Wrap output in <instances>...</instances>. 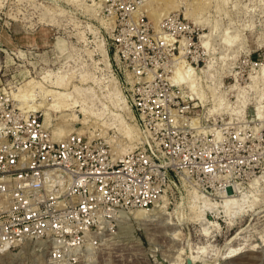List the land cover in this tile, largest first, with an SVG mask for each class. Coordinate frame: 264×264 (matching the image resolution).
<instances>
[{
    "label": "rangeland",
    "instance_id": "rangeland-1",
    "mask_svg": "<svg viewBox=\"0 0 264 264\" xmlns=\"http://www.w3.org/2000/svg\"><path fill=\"white\" fill-rule=\"evenodd\" d=\"M156 1L0 0V92L11 97L27 79L40 82L51 74L54 81L70 75L73 85L96 92L107 107L105 114L85 119L76 109L40 112L44 126L57 137L72 131L99 137L120 156L140 148L150 134L149 125L139 120L134 97L139 90H149L161 70L173 67L184 40L186 65L197 73L205 97V102L193 100L190 116L204 130L236 134L239 145L233 142L228 153L231 160L241 156L242 164L232 163L220 184L203 178L187 182L184 173L178 179L174 176L176 187H167L151 222L132 223L137 244L124 241L118 233L115 243L103 244L84 264H185L186 254L194 264L218 258L219 264H264V120L255 118L259 109L264 110V0H171L166 9ZM151 10L162 15L159 32ZM205 34L211 35L206 48L199 39ZM222 37L230 38L229 42ZM224 48L232 54L222 53ZM80 76L87 80L85 84L79 82ZM113 87L125 103L123 111L108 102ZM212 91L222 98L223 114H208L214 107ZM254 181L257 187L251 189ZM225 184H235L232 192L238 191L228 195L237 197V203L245 192L249 194L254 201L251 212L229 220L228 215L236 212L233 206L226 217L224 200L216 196L219 185ZM205 185L210 189L205 191ZM192 191L211 202L200 217L191 209ZM24 246L0 253V264H47L46 252H36L29 242Z\"/></svg>",
    "mask_w": 264,
    "mask_h": 264
},
{
    "label": "built area",
    "instance_id": "built-area-1",
    "mask_svg": "<svg viewBox=\"0 0 264 264\" xmlns=\"http://www.w3.org/2000/svg\"><path fill=\"white\" fill-rule=\"evenodd\" d=\"M172 69L134 97L150 134L120 156L80 131L57 138L39 111L24 112L0 92V252L35 241L53 264H84L110 242L122 212L152 208L176 187L174 176L220 184L232 163L242 164L228 153L239 145L236 134L191 124L194 99L174 83Z\"/></svg>",
    "mask_w": 264,
    "mask_h": 264
},
{
    "label": "bare ground",
    "instance_id": "bare-ground-1",
    "mask_svg": "<svg viewBox=\"0 0 264 264\" xmlns=\"http://www.w3.org/2000/svg\"><path fill=\"white\" fill-rule=\"evenodd\" d=\"M169 1L171 2V0H158V1H156V3H158L161 6L165 5V9H166L167 7L169 8V6H168ZM149 3L152 4L153 2L151 1V2H148V4ZM151 4H149L150 6L148 5V8H150V9L152 8V5L154 3L152 5ZM171 4L174 5L175 3H170V5ZM153 9L155 10V8H153ZM167 11L165 10V11H163V13L167 12ZM156 13H158V12L152 11V16H153L154 23H155V30H156V32L157 31L159 32V27H160L159 26L160 25L159 22H160V19H161L162 15H160L161 16L160 17ZM165 16H167V15H165ZM187 16H189V15L187 14ZM209 36H211V35H209V34L208 35L207 34L200 35L199 39H200V44H201L202 47H204V48L207 47V45H208L207 39H208ZM163 37H164V35H163ZM228 37H230V36H228ZM228 37L227 38L226 37H222L223 38L222 40H224L225 43H228L230 38H231L230 37L229 40H228ZM233 38H234V36L232 37V39ZM169 41H171V39ZM181 42L182 43L180 44L181 46H180V49H179L180 52H179L178 56H176L173 59L172 80L174 81V83L179 85L181 87V89H183V91L184 90H186V92L188 91L189 95L191 94V96H192L191 98H193V99H201L200 102L201 101L203 102L205 97L201 93L202 89H201V92H200V88H201L200 85H199V83H200L199 81L200 80L198 81L199 78L197 77V73L195 72V70L186 65L187 63L185 62V59H184V46H186L185 45L186 42L184 40L181 41ZM224 46H225V44H224ZM224 50H225V48H224ZM230 51L231 50L228 51L226 49L222 53H227L228 52L229 56H230V54H232V53H230ZM103 54H102V56H104ZM103 59H105V58H103ZM204 70H205V68H201L200 71L204 72ZM50 78H51V74H47L46 76L43 77L42 81H40V82L35 81L34 79H27V80H25L23 82V85H21L18 88H15L11 92V95H12L11 97H13V100L16 102V106L19 109L23 110L24 112L39 111V112H41L42 114H45V115L48 112H51V113L52 112L53 113L54 112H57V113L73 112L76 109V111L79 114H81L85 119L88 116L96 117L98 119H99V117L103 116V113L105 111L104 109H107V107L100 103V100H99L100 98L98 99V97L96 96V92H94V90L92 88H90V87L89 88L88 87L87 88H81L79 86L73 85L72 84V77L70 75H68V74L57 76L54 81H51ZM79 79H80L79 82L82 83V84H85L87 82V80L84 78V76H80ZM93 82H95V80ZM44 83H49V86L45 87L43 85ZM115 91L116 90H114V87H113V89L111 88L110 93H108V102L111 105H115V106L118 105L119 106V110L123 111V109H125V107L123 106L125 103L123 102V99L122 100L119 99L120 97L118 95L117 96L119 98L116 96L117 92L115 93ZM212 96H213V100L212 101L214 103V107H213V109H210L208 111L209 116H211V115L212 116H217V115L223 114V111H220L222 109V107H221L222 98L221 97H217L214 94V92H213ZM212 96H211V98H212ZM204 102H205V100H204ZM99 105L100 106L102 105L101 110L98 108ZM109 108H111V107H109ZM114 117L117 118V115L114 116ZM255 118L257 120H260V122H261L262 119L264 120V110L262 108L259 109L256 112V117ZM103 119H105V118H103ZM117 120H118L117 121L118 123H122L119 118ZM191 124H194L197 127H200L201 129H203V127L201 125H197V121L195 119L191 120ZM210 129H212V128H210ZM127 133L129 134V132H127ZM124 134H126V133H124ZM131 137H133V136L131 135ZM57 138H62V137H57ZM128 141H130V140H128ZM255 187H257V182L255 183V181H254L250 185V188L253 189ZM232 190H235V184L228 185L225 189H220V190H218L216 192L217 193L216 196L218 198L224 200L223 201V205H222V209L224 210L225 215L226 214L228 215L231 207H233V206L236 207V212L235 213L232 212L231 215H228L229 217H227V215H226V217L229 218V220H230V218L232 216H233V219H236L237 217H242L247 211L251 212V210H252L251 208L254 205V201L253 200L251 201L249 194L246 193V192L242 195V197L240 199L241 203H239V202L237 203L235 201L237 197L235 198V200H234V198L232 199V197H233L232 194H236L238 189H237L236 192L234 191L235 193L232 192ZM192 193H193L192 194L193 198L191 200H193V201L191 203V209H196L197 210V214H198L197 217H200V216H202V214H204V212H205L204 210L208 209V207H210L211 202H209L208 198H206L205 196H202V195L198 194L197 191H192ZM228 194H230V196H232V197L229 198ZM235 196H237V195H235ZM162 201L154 203V205H157V207H158V204H160ZM215 204H217V203H213V205H215ZM154 205H153L152 208H150L148 210L136 209V210H132L130 212H122L121 215H120L118 229H117L115 235H113V236H111L109 238L110 241L115 243L116 242L115 238L117 237V234L119 233V234L122 235V237L123 236L125 237L124 241H127L128 243H130L132 245L137 244V240L134 238V236H132V232H133L132 231V228H133V224L132 223H134L136 225H140V224H142L144 222H148V221L151 222L152 217H154L155 209L159 210V207L158 208L154 207ZM217 206H218V204H217ZM168 225H170V224L168 223ZM203 233L206 236H209L205 231ZM263 242H264V240H263ZM29 243L35 245V251L36 252H37V249L41 248V243H39V242L31 241ZM26 244H28V242H25L23 245H21V247H23ZM42 251H44V253L47 252L45 250V246L42 249H40V253H43ZM4 252L5 251H1L0 253H4ZM9 252H12V250L7 251V253H9ZM45 255H46V259H47V264H53L52 261L48 257V253H45ZM190 257L192 259V256H190Z\"/></svg>",
    "mask_w": 264,
    "mask_h": 264
},
{
    "label": "water",
    "instance_id": "water-1",
    "mask_svg": "<svg viewBox=\"0 0 264 264\" xmlns=\"http://www.w3.org/2000/svg\"><path fill=\"white\" fill-rule=\"evenodd\" d=\"M219 256H221V253L219 254ZM219 262H220V259L218 258L215 262H201L200 264H219ZM185 264H194L192 262L191 257L188 254H186L185 256Z\"/></svg>",
    "mask_w": 264,
    "mask_h": 264
}]
</instances>
